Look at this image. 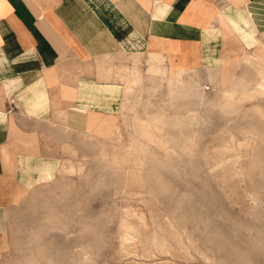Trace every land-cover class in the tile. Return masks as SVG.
I'll return each instance as SVG.
<instances>
[{"label": "rangeland", "instance_id": "rangeland-1", "mask_svg": "<svg viewBox=\"0 0 264 264\" xmlns=\"http://www.w3.org/2000/svg\"><path fill=\"white\" fill-rule=\"evenodd\" d=\"M259 48L223 68L239 77L251 67L231 120L200 105L206 122L189 127L171 122L170 68L149 76L151 62L135 58L132 70L147 77L141 86L130 74L113 134L68 133L58 178L2 213L0 264H264ZM207 70L201 91L217 97Z\"/></svg>", "mask_w": 264, "mask_h": 264}, {"label": "crops", "instance_id": "crops-1", "mask_svg": "<svg viewBox=\"0 0 264 264\" xmlns=\"http://www.w3.org/2000/svg\"><path fill=\"white\" fill-rule=\"evenodd\" d=\"M263 40L264 0H0V214L58 178L68 133L112 127L135 58L217 70Z\"/></svg>", "mask_w": 264, "mask_h": 264}, {"label": "bare ground", "instance_id": "bare-ground-1", "mask_svg": "<svg viewBox=\"0 0 264 264\" xmlns=\"http://www.w3.org/2000/svg\"><path fill=\"white\" fill-rule=\"evenodd\" d=\"M223 3H225V2H223ZM223 9H225V8H223ZM247 62L249 64L252 63V61H250L249 59H247ZM160 69L161 68L158 65H152L150 70H149V76L158 75L159 73H161ZM250 69H251L250 66H247L246 68H244L243 71H241L242 72L241 75L238 74L239 77H234L233 74L226 72L224 69H217V70L208 69L207 70V76L210 78L211 83L213 85H218L220 87L219 90L217 91V94L219 93V95L217 97L210 98V97H207L201 91L202 85H203V76H201V74L198 72V70L183 71V70H176L175 68L171 67L168 71V73L170 75V77H169V94L173 96L172 99L174 100V103L172 105H175V106L177 105V108L179 109V112H177V114L175 116L171 117L173 120L171 122L176 124L177 126L184 124L188 127L204 124L206 122L205 121L206 116L204 113H202L198 110V106H200V105H209V106H211V109L214 110V113H216L218 111L220 115H222L223 117H226L228 120H231L232 116L236 112L235 101L238 98V95H242V94L247 92V86H249L248 84L251 80V79H248V77L251 73ZM259 72L260 73H258V74H260V78L258 81H256L257 82L256 85H257V89H260L264 92V75H261V73H262L261 71H259ZM131 75H132L131 76L132 81L135 84H138L141 86L144 85L145 79L147 76H145L140 71H135V72H133V74L131 73ZM154 79L152 80V84L153 85L158 84L159 81H156ZM158 79H160V77ZM161 82H163V80ZM254 83H252V84H254ZM147 88H149V87L147 86ZM154 88H155V86H154ZM136 101H137V99H136ZM119 107H121V106L119 105ZM183 107L188 108L187 112L185 114H184V112L181 111L183 109ZM205 109H207V108H205ZM207 110H209V109H207ZM215 110H217V111L215 112ZM242 113H243V111H242ZM153 119H155L156 122H159V123L165 122L164 116H162L160 114L154 115ZM209 120H211V119H209ZM111 133L113 134L112 127H110L108 130L103 132V134L106 136H110ZM232 138H230V139L232 140ZM30 173H31V168H30ZM39 173H40V171H39ZM43 179H41L40 181H43ZM0 215L2 216V213Z\"/></svg>", "mask_w": 264, "mask_h": 264}, {"label": "built area", "instance_id": "built-area-1", "mask_svg": "<svg viewBox=\"0 0 264 264\" xmlns=\"http://www.w3.org/2000/svg\"><path fill=\"white\" fill-rule=\"evenodd\" d=\"M210 87L209 86H207V88L206 89H209Z\"/></svg>", "mask_w": 264, "mask_h": 264}]
</instances>
